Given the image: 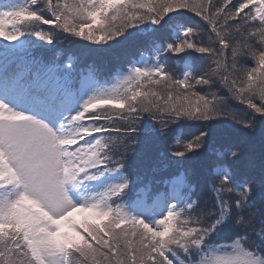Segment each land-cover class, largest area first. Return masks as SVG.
<instances>
[{
	"label": "snow or ice",
	"instance_id": "6c2138e0",
	"mask_svg": "<svg viewBox=\"0 0 264 264\" xmlns=\"http://www.w3.org/2000/svg\"><path fill=\"white\" fill-rule=\"evenodd\" d=\"M61 36L141 39L106 74ZM224 121L264 135V0H0V264H264Z\"/></svg>",
	"mask_w": 264,
	"mask_h": 264
},
{
	"label": "trees",
	"instance_id": "16d2710c",
	"mask_svg": "<svg viewBox=\"0 0 264 264\" xmlns=\"http://www.w3.org/2000/svg\"><path fill=\"white\" fill-rule=\"evenodd\" d=\"M141 37L133 36L129 37L127 40L122 41L119 44L111 45L110 47H95L91 46L86 41H81L79 43H68L64 40V37L61 36V42L59 43V49L65 54H74L78 56L83 63L93 62L99 67H102L105 73H110L113 69L119 68L124 64V61L132 55ZM131 49V53L128 52V49ZM127 52L129 54H127ZM124 56V57H122ZM167 62L171 65L173 61L171 58H165ZM181 69L177 68L176 71L179 72ZM195 131V129H191ZM217 139L228 138L229 136H242L244 137L243 145L246 147L245 154L247 158L254 156V162H258V166L261 165L264 161V135L258 130L254 135H250L247 131L235 127L229 121H224L219 123L216 126ZM157 145L149 140V142L142 145L143 153L148 156L155 158L157 154ZM243 156V157H244ZM194 162L193 166L190 169H194L198 165V160L194 157L192 158ZM192 161V162H193ZM186 163V161H183ZM192 162L190 165H192ZM140 171L142 174L151 175L148 172L147 168L141 167ZM68 232H71V228L66 224Z\"/></svg>",
	"mask_w": 264,
	"mask_h": 264
},
{
	"label": "rangeland",
	"instance_id": "374dc122",
	"mask_svg": "<svg viewBox=\"0 0 264 264\" xmlns=\"http://www.w3.org/2000/svg\"><path fill=\"white\" fill-rule=\"evenodd\" d=\"M128 52L129 53L132 52L130 48L128 49ZM128 52H127V54H129ZM122 57H124V56H122ZM101 68L103 69V64H102V67ZM218 140L221 141V142H223V141H235V142H240L242 144L243 143V140H244V137H242V136H232V137H230L229 136L228 138H223V139H218ZM245 149H246V147H245ZM195 159L198 160V158H195ZM192 161H193V159L190 158L189 160L186 161V163L182 162V166H185V167H189L190 168L191 166H193V164L195 162V161H193V162ZM249 161H254V156H250L249 158H247L246 156H244L242 158L241 166L242 167H247ZM191 162H192V165L189 166V164H191ZM255 164H256V174L259 175L260 166H258V162H256V161H255ZM197 167H198V165L195 168H197ZM148 176H150V175H148ZM74 214L75 213H73V217L75 218L74 221H76V222L83 221V219H84L83 214L79 213L77 216L74 215ZM63 230L65 231L64 225H63Z\"/></svg>",
	"mask_w": 264,
	"mask_h": 264
}]
</instances>
